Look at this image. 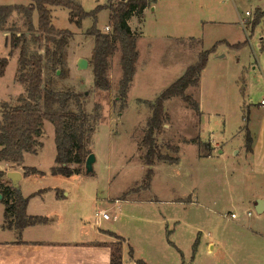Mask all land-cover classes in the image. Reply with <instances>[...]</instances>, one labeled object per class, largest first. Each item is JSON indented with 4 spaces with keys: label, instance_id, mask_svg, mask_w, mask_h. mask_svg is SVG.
Wrapping results in <instances>:
<instances>
[{
    "label": "rangeland",
    "instance_id": "1",
    "mask_svg": "<svg viewBox=\"0 0 264 264\" xmlns=\"http://www.w3.org/2000/svg\"><path fill=\"white\" fill-rule=\"evenodd\" d=\"M77 1L88 13L80 26L71 22L66 9L54 8L52 16L55 28L73 35L66 49L68 72L60 83L85 94L86 112L98 117L89 146L96 157L94 173L87 175L83 166L79 176L52 174L55 128L45 121L41 149L24 157V166L40 173L26 176L23 190L56 187L71 193L68 202L87 205L93 215L105 210L111 220L104 221L103 228L126 239L135 264H264V213L255 208V198L264 199V177L253 174L245 147L247 133L254 146L264 125V0H155L145 15L139 43L140 61L150 65L137 73L126 102L118 98L120 53L112 59L109 91L94 86L90 64L95 40L89 30L96 27L106 33L109 25L112 32L109 6L121 0ZM15 5L28 7L31 0H0V6ZM258 13L261 17L254 23ZM13 14L6 29L26 32L23 16ZM33 23L38 27L37 10ZM169 37L186 39L178 41L183 45L180 59L169 45L164 49ZM204 51L208 62L199 86L186 91L198 102L200 114L181 98L165 104L169 118L156 139L164 155L179 161L157 162L148 184L143 140L151 103L177 80L178 61H198ZM18 53L20 49L12 51L10 37L7 41L0 34V58L9 59L0 78V113L3 103L14 105L25 91L16 81ZM78 59H86L89 67L76 70ZM144 81L150 87L144 88ZM208 143L216 150L205 146ZM14 171L17 165L4 164L1 179L7 182L6 174ZM114 237L113 245L121 246L123 239Z\"/></svg>",
    "mask_w": 264,
    "mask_h": 264
},
{
    "label": "trees",
    "instance_id": "2",
    "mask_svg": "<svg viewBox=\"0 0 264 264\" xmlns=\"http://www.w3.org/2000/svg\"><path fill=\"white\" fill-rule=\"evenodd\" d=\"M154 3L155 0H121L118 4H111L109 22L113 26V31L103 33L96 27L89 30L90 36L95 40L90 60L94 72V86L102 91L111 89L109 72L112 59L116 53H120L122 78L118 98L122 102H126L128 98L139 58L137 35L132 31L128 21L133 16L141 18L144 11ZM50 8L68 10L71 22L78 26L88 17V13L77 0H31L28 7L0 6V32L7 31L8 19L14 12L23 16L26 27V32L20 34L18 29H8L12 32L10 36L12 51L20 49L16 79L24 87L25 92L18 97L14 105L7 102L1 105L0 162L21 165L26 153L36 154L42 147L40 139L44 123L49 121L55 128L57 151L56 166L52 169V174L72 177L83 174L82 168L92 154L89 146L98 117L86 112L82 101L85 94L60 83L68 72L66 49L73 35L69 30L55 28ZM35 10L39 15L38 27L33 23ZM261 14L258 13L254 23L259 20ZM27 36H30L29 39ZM208 54L207 51L201 52L197 63L188 67L183 76L151 103L152 116L143 140L147 148L144 164L150 168L147 172L148 184L153 175L151 167L157 162L175 164L179 161V158L164 155L156 139V135L162 131L169 118L165 103L172 98H181L192 110L200 114L198 102L187 95L186 91L189 87L199 86L201 73L208 62ZM8 64V58H0V78L5 75ZM205 146L210 148L208 144ZM245 147L247 152L253 151V141L249 132L246 135ZM39 173L35 168L25 169L26 176ZM1 177L2 173L0 194L3 196L6 227L22 231L27 226L42 222L41 217L27 215L29 199L17 194L11 188L10 182L3 181ZM110 264H122L121 246L111 245ZM139 264L145 263L140 261Z\"/></svg>",
    "mask_w": 264,
    "mask_h": 264
},
{
    "label": "crops",
    "instance_id": "3",
    "mask_svg": "<svg viewBox=\"0 0 264 264\" xmlns=\"http://www.w3.org/2000/svg\"><path fill=\"white\" fill-rule=\"evenodd\" d=\"M153 5L154 4L144 11L141 18L133 16L128 21L132 31L137 35V50L139 53V58L136 65L137 72L129 89V93L134 89V86L138 81L136 77L137 73L146 72L147 67L150 65L149 62L141 63L139 43L144 38L142 24L144 22L145 15L150 12ZM50 9L51 12H53L54 8ZM17 14L18 12H14L13 15L17 16ZM134 25L140 26L141 31L135 30L133 28ZM23 27L22 21L20 28ZM0 34L5 36L8 41V38L10 37L8 28L7 31L0 32ZM179 40L186 39L169 37L165 40L166 44L164 45L165 50L167 49L168 45L173 49L175 52L174 55L177 54V59H180L179 56L181 55V49L183 46L179 45ZM148 49L150 52L153 49L150 43H148ZM165 50L163 54L165 53ZM163 54L161 58L162 61H164ZM79 60L80 59L74 63L75 66ZM196 62L197 57H194L189 63L178 61L175 67L180 64L181 70L178 73L174 72L175 76L173 79L178 80L180 78L179 75L182 74L183 71L186 72L188 67L192 66ZM76 70L80 69L76 66ZM143 87L148 88L150 86H148V83L145 82L143 83ZM160 94H158V96ZM173 99L176 98H172L166 103ZM138 100L148 102V100L140 97H138ZM260 132V139L255 142L253 151L249 153V158L251 160L249 167L253 170V174L255 176L264 177V125H262ZM189 144L194 145L195 143L191 142ZM208 145L210 146V143H208ZM215 148L216 145L214 144L210 146V149L212 150ZM27 154L28 153L25 155ZM236 154L238 155L239 152H236ZM0 164H3L0 169L2 170L4 164L7 163L0 162ZM17 166L18 171L14 172H18L22 175L20 181L21 196L29 199L26 209L27 215L30 217H41L43 218V221L27 226L22 231H18L15 228H7L4 216L5 207L3 205V207L0 208V264H110L111 245L115 242L113 240L115 235L123 239V244L121 245L122 264H135L132 262V257H130L128 254L126 239L114 231L103 228V222L111 220V217L109 220H105L103 217L97 216V213L100 211L93 215L91 211L86 209L87 205L68 202L67 197H70L71 193H63L62 189L56 187L34 186L30 189L23 190L22 183L26 178L25 169L27 167L24 166V162ZM259 198L261 197L257 196L255 199L258 200ZM257 200H255V206ZM116 201L118 202V199H116ZM101 211L105 212V210Z\"/></svg>",
    "mask_w": 264,
    "mask_h": 264
},
{
    "label": "water",
    "instance_id": "4",
    "mask_svg": "<svg viewBox=\"0 0 264 264\" xmlns=\"http://www.w3.org/2000/svg\"><path fill=\"white\" fill-rule=\"evenodd\" d=\"M125 1V0H122ZM89 67V62L86 59H80L78 62V68L80 70H85ZM96 162V157L92 153L86 160L85 163V173L87 175H92L94 173V164ZM22 175L18 172H10L7 173V179L11 183V188L17 192V194L21 195V187H20V181H21ZM3 196L0 194V201H2ZM256 211L258 214H263L264 213V200L263 199H258L256 201Z\"/></svg>",
    "mask_w": 264,
    "mask_h": 264
},
{
    "label": "built area",
    "instance_id": "5",
    "mask_svg": "<svg viewBox=\"0 0 264 264\" xmlns=\"http://www.w3.org/2000/svg\"><path fill=\"white\" fill-rule=\"evenodd\" d=\"M250 13L248 12L247 13V15H249ZM106 32L107 33H110L111 32V27L110 26H107L106 27ZM262 104H264V101H262ZM97 216H101V217H103V219H105V220H109L110 219V216H109V214L107 213V212H99V213H97ZM235 217V214H232V218H234Z\"/></svg>",
    "mask_w": 264,
    "mask_h": 264
}]
</instances>
